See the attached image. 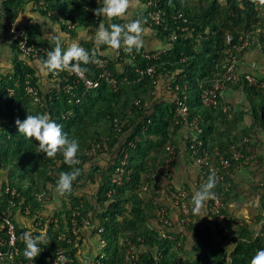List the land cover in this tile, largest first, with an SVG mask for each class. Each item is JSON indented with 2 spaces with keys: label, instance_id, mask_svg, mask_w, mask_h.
<instances>
[{
  "label": "trees",
  "instance_id": "trees-1",
  "mask_svg": "<svg viewBox=\"0 0 264 264\" xmlns=\"http://www.w3.org/2000/svg\"><path fill=\"white\" fill-rule=\"evenodd\" d=\"M40 1L43 3L44 16L63 28L71 29L70 26L75 24L81 27L97 28L99 26L100 19L97 22L95 17L91 16L97 8L96 0ZM150 1H139L140 8L144 12L141 20L144 21L143 25L146 29L154 35L152 38L165 43L169 47V52L165 55L161 53L158 59H153L151 62L143 59L141 52L137 53L135 50L133 51L134 59L128 54H123L120 57L124 61H121L115 53L114 60H103L108 62L107 69L110 77L115 80L116 87L102 83L98 88L85 90L82 85L74 82V78L67 79L66 73L59 71L57 77H54L56 72L48 74L57 83V88L52 91H43L33 68H36L37 62L44 66L45 56L30 59L32 66L24 68L17 65L13 74L0 75V180L4 181L0 182V250L7 249V246L3 244L9 238L8 229L2 219L3 214L12 212V217L20 215L19 217L27 220L29 225L28 229L16 227L20 249L17 262L22 264L29 262L23 255L25 247L22 240L23 233L28 232L35 236L45 227L49 242L40 245L41 253L34 259V264H49V259L54 257L60 249H64L67 253L69 260L67 264H72L77 253L85 247L84 235H89L90 239H99L98 244L102 250L96 251L95 259L100 260L101 264H129L126 257L130 249L140 251L138 264H250L256 252L263 248L264 244L260 237L253 239L252 234L242 227H238L237 232H233V226L229 223L230 219L225 212L226 208L221 212L222 216H225L223 221L219 219L221 214L211 215L209 212L213 204L211 196L203 201L210 219L206 225L207 229L201 231L195 224H182L187 235L184 234V238L180 239L174 232V228L177 227H171L170 230L166 227V234L174 236L172 238L177 240L167 239L160 233V226H162L158 217L160 209L158 212L152 209L154 198L157 197L150 189L154 181L149 177L153 173L161 172L162 177H164L163 172L169 174L167 169L163 171L164 158L159 150L169 142V130L179 131L185 124L184 118L177 116L178 104L182 103L187 108L185 119L194 125L195 134L198 136L197 142H202V146H199V143L195 144L200 151L204 147L211 153L217 150L230 160L231 167L228 172L224 171L219 164L217 166L226 181L235 184L232 174L237 164L232 160V149L238 153L246 149L245 142L239 148L231 140L232 135L229 133L240 120L231 121L232 119L225 118L226 115H215L212 110L216 109L207 108L202 104V94L224 75L228 66V54L236 53L235 47L242 45V37L249 38V47L243 50L241 55L244 56L252 50L251 41H253L264 56V15H261L259 10L260 7L264 9V0H157L156 6H150ZM153 12L160 13L158 23L150 18ZM13 20V17L7 15L4 18V24L14 23ZM2 23L0 19V25ZM28 39L34 43L29 33ZM17 42L18 40L14 39L16 50H18ZM91 45L86 50L90 55V62L87 65L82 64L81 67L90 78L95 79L102 72L97 62L103 59V55L111 48L106 45L96 47L94 43ZM112 51L115 52V49ZM221 66L222 74H219ZM149 67L156 68L157 77L163 81L159 88L162 90L158 97L149 101L151 105L148 107L139 97L143 104L141 107H136L135 102L128 101L131 100L129 97L125 99L121 97L120 90L126 85L136 87V84L142 82L152 89L154 87L158 89L152 77L140 78L137 73L138 68L146 70ZM247 77V75L244 76V80L240 79L241 81L239 80L236 84L245 95L246 112L244 114L252 118V129L254 128L258 133V131H264V89L251 86ZM27 82L39 90L42 98L40 103H36L34 98L27 94ZM68 85L73 87L70 92L65 91ZM10 90L14 91L12 96L9 94ZM164 99L166 102H162ZM119 100L126 101L130 109L124 113L118 110V107L115 109L113 104ZM31 103L38 106L41 114H48L51 120L62 125L63 131L68 133L69 138L78 141L81 138L84 142L86 141L88 148L101 144L102 137L98 134L97 138L92 139L82 114L84 110L92 111L93 106L97 104L101 109L107 110L111 119L109 151L103 156L104 172L94 167L95 172L96 170L98 172L96 177L98 186L94 196L95 203L92 205V201L88 202L91 208L87 205L81 207L82 197L75 194L87 184L86 178L79 177L80 166L85 162L81 163L82 165H68L60 153L53 158L44 157V154L36 147L38 141L35 142L32 139L31 142L19 134L16 121H23L27 115L34 114L33 108H31L33 112L28 110ZM161 104L164 105L161 106ZM116 120L126 124L121 132L115 128ZM72 129L75 131L73 132ZM197 129L201 132L198 133ZM144 130H146L145 133H143ZM239 135L248 137L252 135V131L248 129ZM138 139L145 142L144 146L138 143ZM154 140L157 143H154ZM130 143H135V148L130 147ZM187 143L190 149L193 142L188 140ZM81 148L80 145L78 156L84 152H81ZM125 152L129 154V163L123 168V172L117 173L118 168L122 166ZM150 152L154 154L149 156ZM188 154L190 157V150ZM87 160L83 159V161ZM166 166L169 167L170 163ZM89 167L92 168V166ZM20 169L24 173L29 172L30 176L16 178V171ZM76 169H79V176L76 175L71 192L61 196L65 216L57 218V221L50 219L51 222L49 219H44L43 215L47 208L42 202L43 199L40 198L45 197L42 187L55 188L60 173L75 172ZM168 174L166 176L169 177L170 174ZM40 177L48 184L39 181ZM208 178L207 175L204 185ZM164 179L171 183L167 177ZM94 180L93 177H89V181L96 183ZM147 184L148 190L143 191L142 188ZM196 185L198 190L203 187L199 176ZM8 186L16 191L17 195L14 198L5 194ZM221 186L216 185L214 190L223 196L227 207V200L232 196L230 193L223 192ZM171 193L174 192L170 191ZM157 196L160 197L158 194ZM170 196L171 202H175L173 196ZM11 202L15 206H12ZM187 202L191 203L190 200ZM143 203L149 204L148 211L151 213L149 219H146L139 209L141 204L144 205ZM163 208L166 206L161 207ZM180 209L181 207H178L176 211L182 223L183 215ZM128 214L142 217V219L132 223ZM196 219L200 220L199 217ZM148 220L151 222H147ZM74 221L76 225L73 224ZM85 221L89 222L87 228L84 227ZM98 229L103 230L99 232ZM229 232L232 235L235 234L234 238L230 237ZM101 241H104L105 245ZM230 241H233L235 245L232 251L225 247L226 242Z\"/></svg>",
  "mask_w": 264,
  "mask_h": 264
},
{
  "label": "rangeland",
  "instance_id": "rangeland-1",
  "mask_svg": "<svg viewBox=\"0 0 264 264\" xmlns=\"http://www.w3.org/2000/svg\"><path fill=\"white\" fill-rule=\"evenodd\" d=\"M138 1H140V0H130L129 1V7H128L126 14L120 18H112L111 23L127 25V24H130L133 21L139 19L141 21V25L145 29V31L142 34V40H143L142 46L140 47L139 50L134 49L135 52L138 53L140 51L141 53L144 52V53H147L150 55H155L158 53H163L162 55L167 54L169 52V47L165 43H161L160 41L155 40L154 38H150L147 35V29L143 25L144 21L142 22V20H141V16L143 15L142 13H144V12L140 8L141 5L139 4ZM223 1H225V0H223ZM99 6H102V0H96V7L98 8ZM259 10L261 11V15H264V9H261V7H260ZM91 16L95 17L94 14H92ZM99 19H100L99 25L103 24L105 27H109L110 21L108 18L103 17V16H99ZM96 29L97 28H94V33H95ZM144 34H146L149 37V39ZM251 42H252L251 43V49L252 50H249L246 54H244V56L239 55L237 57L236 73L239 77V80L240 79L244 80V76L247 75V76H251V77L256 78L258 83H264V72H262V71H264V56L262 55L259 48L255 46L254 42L253 41H251ZM93 43H94V46H96L95 40H92V42H89L88 45L90 46ZM113 55H115V52H113L112 49H110L109 52H107L103 55V59H101V61H103V60L109 61L110 59L114 60L115 58H113ZM239 58H241V59H239ZM112 62H114V61H112ZM228 63H229V60H228ZM222 68H223L222 66L219 67V72H218L219 74H222L221 73ZM121 69L123 71L124 66ZM162 82H163L162 80H159L158 87L162 86ZM144 83L145 82L136 84V87H135V85H133V86L126 85L125 87H123L120 90L121 97L123 99L129 97L131 99V100H128L129 102H135L140 97L141 99H143V101L145 103H148V105H151L150 102L153 101L154 98H156V96L159 94V92H161L162 89H157L155 87H154V89H152L150 86H148L147 84H144ZM241 83H243V82H241ZM93 97H95L94 99H96V96L93 95ZM168 97H171V95H168ZM162 102H166V99H164ZM163 105L164 104H161V106H163ZM245 105H246L245 95L243 94V92L239 88H237V84H229V89L225 93L223 98L221 99L220 106L218 107V109L212 110V112H215L214 113L215 115H226L228 118L232 119L231 121H234V120H240L241 121V124H239V125L236 124V127H232L231 133H229L230 135H232L231 140H233L234 143L239 146V148H240V146H242L243 142L246 141V143L244 144V148L246 150H244L242 153H240L241 157L238 161L235 162V160H234L235 164H237V165H235V167H236L235 172L232 174L234 181H235L236 170L241 169L243 171H246V173L247 172H253L254 174L261 173L264 171V155H263L264 154V147H263L264 142L261 139L257 138L256 133H254V128L252 129L253 125L251 126L249 116L244 114L246 112ZM113 107L115 109L118 107V110H122V113H124L130 109V107L128 106V104H126V101L124 102V100L117 101L116 103L113 104ZM31 108L34 109V114H31V115L41 114L39 112L40 110L38 109V106L34 105V103H31L28 107V110L33 112V110ZM102 111H103V113H102ZM82 115H83V119L85 120L86 125L88 127L87 130H89V133H90V136L92 137V139L97 138L98 134H100L102 139L103 138L109 139V136H110L109 132H110V127H111L110 120L111 119L109 118V114L107 113V110H105L104 108L101 109L99 107V105L97 104L96 106H93L92 111L90 110L89 112H87L86 110H84ZM244 122H247V125L245 127L246 129L249 125L248 128L251 129V131L253 132L252 133L253 136L250 135L247 137V136L239 135V133H241V130H242V129L240 130V127L243 125ZM228 125H230V123H228ZM72 130H73V132L75 131L74 129H72ZM195 131L196 130H194L193 125H191L189 121H188V123H185L182 126V129L180 131H177V130L174 131V129L169 130L170 140L166 144V146L163 147L160 151L161 155L164 158L162 165L163 166L167 165V163H169V161L171 159V154H170V151L168 150L169 147L177 153V157L175 160H172V162H171L173 167L171 168V171H169L170 176L169 177L166 176L165 172H163L164 177L160 176L162 174L161 172L159 174L157 173L158 174V178L156 179L157 181L155 180V182L153 183L154 189L159 191L161 194H160V197L157 196L156 193L154 194V196L157 198H154V202L152 204V209L158 212L159 209H161V207L166 206L167 210L170 211L169 217H170L171 222L173 224L172 227L177 226L178 228H180V230H178V232H176V236H178L180 239L184 238L185 233H184V229L182 228V223L180 222L179 218H177L178 219L177 221L174 220V218H173L172 213L174 212V210L176 208H175V202H171V200H170V197H171L170 195H172V193L170 194V191H172L174 193L175 192H187L189 194L188 200H190L191 204H193L195 206L194 212H193L191 217H192V219H196V217H198L197 212H196L197 211V209H196L197 205H195L193 203V196L195 195L198 188L196 185L195 170L192 169V167H195V166L193 164L192 159L189 157V154H188L189 148H188V143H187L188 140H191L192 142H194L195 139L197 140L198 136H197V134H195L196 133ZM33 141H35L34 138H33ZM35 142H37V141H35ZM139 142L142 146H144V144H145L144 141H141L140 139H138V143ZM79 143L82 146L81 152L88 149V147H87L88 143L86 144V141L84 142L80 138ZM174 143H176V145ZM233 150H232V153L234 152ZM153 154H154L153 152H150L149 156H151ZM102 157L103 156L98 157L96 159H88V158L84 157L83 153H81V155H79L78 158L82 160V164L84 162H85V164L84 165L81 164L82 166H80V172H79L80 176H79V174L77 176L81 177L82 179L86 178L85 182H87V183L91 182V181H89V177L90 178L93 177L97 181V178H96L98 176L97 170L101 169L102 172H104L103 169H104L105 165L97 163V160L101 159ZM83 159H88V160L83 161ZM172 165H170V166H172ZM89 166H92V168H90ZM163 166H161V168ZM94 167H98L96 172H95ZM184 170H185V172H184ZM190 171H192V172H190ZM102 172H100V174ZM25 173L23 172V170L20 169V170L16 171L15 177L18 179H20V178L22 179V177L27 178L26 175L30 176L29 172H25ZM186 176H188V178H190V184H186L188 181L186 179ZM165 177L170 179L171 183H169L167 180L165 181V179H164ZM15 180H17V179H15ZM2 181H3V179L0 180V182H2ZM39 181L43 182L44 184H48V183L44 182V180L41 177H40ZM19 182H20V180H19ZM230 183H231V186L229 187V190L226 193H230L231 196L237 195L239 193V186L240 185L236 184V183H235L236 184L235 185L233 182H230ZM187 186H189V187L187 188ZM259 186H260L259 189L264 191V184L259 185ZM42 189H44L43 192L45 193V197L42 198L43 199L42 202L46 205L47 209L49 208L48 211H52V212H46L43 215V217H45L44 219H49V221L51 222L50 219L58 220L57 218L64 217L66 212H65V210H63L64 209L63 206H62L61 210L59 208L56 209V207H54V210L50 209V207H51L50 205L53 206V205L57 204L58 205L57 207H59V205H64V202H63L61 196H59L56 193V189L54 187H48V186L42 187ZM75 194L78 195L77 191ZM78 196L82 197L81 207H83L84 205H87L89 208H91V205H89L88 202L92 201V205H93V203H95V200H96V199H94V201L90 200L93 197V195L84 194L83 196L82 195H78ZM143 204L145 206L141 204L139 209L141 211V214L145 215L146 219H149V217L151 215V213H149V211H148V208L150 209L149 204H147V203H143ZM200 206H201V204H200ZM93 208H95V207L93 206ZM127 208L130 209L129 207H127ZM204 211H205V209H204ZM201 213H202V211H201ZM19 216L17 214L13 217V222L16 225V227L20 228V229H28V226L25 223V219H21ZM128 216L130 217V220L132 223H134L137 219H142V217L131 216L129 214H128ZM196 220H197V222L200 223V225H203L206 227L207 222L205 220H198V219H196ZM147 222H151V221L148 220ZM158 229H159V227H158ZM174 229L176 231V228H174ZM88 236L89 235H84V237L86 238L84 240V246L85 247L83 250H80L79 253H77L76 257L74 258L75 260H72V264H89V263L92 264L96 260L95 259L96 251L99 252L102 250L100 244H98L99 239H96L97 241L95 244L93 242V240L95 241V239H90V238H88ZM172 237L174 238V236H172ZM173 240L176 241L177 239H173ZM189 243H190V241H189ZM189 243H187V244H189ZM182 245H183V243H182ZM93 248H95V249H93ZM135 253L139 254L140 251L135 250ZM83 259H85V260H83Z\"/></svg>",
  "mask_w": 264,
  "mask_h": 264
},
{
  "label": "built area",
  "instance_id": "built-area-1",
  "mask_svg": "<svg viewBox=\"0 0 264 264\" xmlns=\"http://www.w3.org/2000/svg\"><path fill=\"white\" fill-rule=\"evenodd\" d=\"M40 7L43 8V3H39ZM157 0H151L149 5L150 6H156ZM51 14V13H50ZM150 18L152 21L159 22L160 20V13L153 12L150 15ZM95 20L98 22L99 19L96 16ZM1 29H4V31L10 33L11 36L14 37L15 40H18L16 43L17 48L19 52L31 59H38L40 56H45L47 58V53L49 51L48 48H45L43 46H39L36 43L30 42L28 39V32L25 29H19L16 27L14 23H7L4 27L0 25ZM242 45L240 47H235V51L229 53V63L227 66V70L224 73V75L217 79L210 88L205 89L202 94V104L207 108L212 109H218L220 106V101L225 95V93L229 89V84H236L239 80V77L236 73L237 70V57L241 55L243 50H245L249 46V38L242 37L241 38ZM116 55L120 58L121 61H124L123 58L120 56L123 54H128L129 57H134V52L128 53L124 47H121L120 49H115ZM161 53L150 55L147 53H141V57L148 62H151L153 59H158ZM98 67L101 69L102 72L98 74V76L95 79L90 78L87 75V72L84 70L80 73H71L68 71H64L67 75V79L72 77L74 78V82L78 85H82L85 90H92L95 88H98L102 83L109 84L113 87H116V82L114 79L110 77V73L107 69L108 62L107 61H98L97 62ZM137 73L139 74L140 78L145 76H150L154 79V84L157 86L159 85V78L157 77V70L155 67H149L148 69L144 70L141 68L137 69ZM55 77L58 76V72L55 73ZM247 80L251 86L258 87L260 89H264V83H258L257 79L251 76L247 77ZM73 89L71 85H68L65 87V91L70 92ZM170 89V88H169ZM26 92L29 96L34 98V101L36 103H40L42 101V98L39 94V90L35 87H33L30 82H27ZM10 96L14 94L13 90L9 91ZM143 104V101L141 99H138L135 101L134 105L136 107H141ZM146 107H148V103L144 104ZM187 115V108L182 104H178L177 109V116L183 117L185 123H188V121L185 119ZM128 123V121H126ZM150 123V122H149ZM125 123H120V121H115V128L118 132H121L122 129L125 127ZM194 126V125H193ZM146 130L143 131L145 133ZM197 132L200 133L201 131L197 129ZM109 139L103 138L101 141V144L88 148L83 152L84 157L88 159H95L101 156H104L109 151ZM195 143H199V146H202V142L195 139L193 144L190 147V158L193 161L194 166L198 169V176L199 181L201 184L204 185L205 177L212 176L214 178V183L216 185H222V191L227 192L230 187V182L226 181L225 176L220 172V169L218 168V164L222 169L226 172H228L229 168L231 167V161L226 159L219 151L214 150L213 153H211L208 148L204 147L202 151L199 150V147ZM135 143H130V147L135 148ZM171 154V159L169 163L171 164L172 160H175L177 157V153L171 149L168 148ZM241 155L238 152H233L232 160L238 161L240 159ZM129 154L125 152L124 159L122 160V166L118 168L117 173L123 172V168H125L129 163ZM82 163V160L79 159V164ZM69 165V164H68ZM158 177V174L153 173L149 179L152 181H155ZM116 183H118L115 180ZM215 186L211 191L213 192V195H211L213 204L210 207L209 212L213 216H219L223 210H225V201L223 199V196L219 194L217 191H215ZM149 188V185L147 184L145 187L142 188L143 191H147ZM5 194L10 196L11 198H14L17 194L15 190H12L9 186L6 188ZM173 199L175 201V208L181 207V213L183 215L182 218V224H195L201 231L207 229V227L200 225L199 222H197L196 219H192V214L194 212L195 206L191 203H188L187 200L189 198V194L187 192H179L178 194L172 193ZM42 199V197H40ZM12 206H15L11 202ZM175 209V210H176ZM78 215V214H77ZM169 212L167 208L160 209L158 212V217L160 218L159 222L162 226L160 233L166 237L167 239H172V236H168L166 227L170 230L173 226L172 222L169 218ZM3 222L5 223V226L8 229V240L4 242L3 245L7 246V249L5 251L0 250V264H22L20 262H17L16 259L20 255V249L18 247L19 243V237L17 235L16 225L13 222L12 212H7L3 214ZM221 221L225 219V216L219 217ZM57 221V220H56ZM74 225H76V222H73ZM89 226V222L85 221L84 227ZM99 232H102L103 229H98ZM167 235V236H166ZM128 242V241H127ZM103 245H105L104 241H101ZM130 245V244H129ZM63 257V259H61ZM126 261L129 264H138L140 261V255L138 253H135V250L130 249L127 251V257ZM69 262L67 258V253L64 249H60L56 252V255L54 257H51L49 259V264H67ZM26 264H34V260L29 261ZM92 264H101L100 260H95Z\"/></svg>",
  "mask_w": 264,
  "mask_h": 264
},
{
  "label": "crops",
  "instance_id": "crops-1",
  "mask_svg": "<svg viewBox=\"0 0 264 264\" xmlns=\"http://www.w3.org/2000/svg\"><path fill=\"white\" fill-rule=\"evenodd\" d=\"M39 3H41L40 0H0V19L3 21L1 26L2 27L5 26L4 18L7 15H9L10 17L14 18L13 21L16 27H18L19 29L27 30V32L31 35V38L34 41V43L38 44L39 46H43L51 50L55 47L57 43H60L62 47H67L70 46L71 43L76 42L83 49L85 50L88 49L89 47L88 43L92 42L95 36L93 27H89V26L81 27V25L78 26L75 24L74 26L72 25V27L70 26L71 29H68L69 27L67 28L64 27L65 28L64 30L62 26L50 21L46 16H44V14L42 13L44 9L39 6L40 5ZM144 35L148 39L149 37L152 38L154 36L148 30H147V35L149 37L146 34ZM30 59L31 58L21 54L18 50L15 49L14 37L11 36L10 33L4 31V29L0 28V75L7 76L13 74L17 65L23 66L24 68L26 66L27 67L32 66V63H30ZM35 65L36 68L33 66L34 67L33 69L35 71L36 77L39 80V85L43 89V91H52L53 89L57 88V83L55 82L54 79H51L49 77L48 75L49 72L44 68V66L38 62L35 63ZM159 88L160 87H158V89ZM225 118L228 117L226 116ZM216 119L218 120V118ZM228 119L231 120V118ZM249 119L252 126L253 120L250 117ZM239 124H241V121L238 123V125ZM246 125L247 122H244L242 125L243 127L242 126L240 127V130L242 129L241 132L249 129L248 128L249 125L247 129L245 128ZM263 132L264 131L262 132L258 131V133H256L254 130V133H256L257 138L261 139L264 142ZM244 142L246 143V141ZM154 143L157 142L154 140ZM160 151L161 149L159 150V152ZM103 160L104 158L102 157L101 159L97 160V163L105 165V160L104 161ZM168 164L169 163H167V165ZM172 167L173 165L169 167L165 165L163 171H165L166 169H167L166 171H171ZM192 169L195 170L196 177L195 176L194 177L197 181L198 169L195 167H192ZM165 174L168 173L165 172ZM186 179L188 180L186 184H190V178L186 176ZM235 183L240 185L239 193L235 196L230 197V199L227 200V207L225 211L227 213L228 219H230L229 223L232 224L233 226L232 230L233 232L235 231L237 232L238 227H242L243 229L249 231L252 234L253 239L260 237L261 241L264 244V191L259 189L260 187L259 185L264 184V171L261 173L254 174L253 172L246 173V171H243L241 169L236 170ZM97 186H98V180L96 181V183L94 182L87 183L83 185V187L80 190L77 191V194L82 196L84 194L93 195L94 197L97 192ZM151 189L153 190L154 193L158 195L161 194L159 191L154 189L153 185ZM93 197L90 200L94 201ZM203 204L204 202L201 203V206L199 205L196 207L197 216L199 217L200 220H205L208 223L210 222L209 215L206 213V207L203 206ZM50 206H51L50 209L52 210H54V207H56V209L59 208L60 210L62 208V205H59V207H57L58 206L57 204ZM48 209H46V212H52V211H48ZM172 215L174 220L177 221L178 212L174 210ZM25 223L27 226L29 225L27 221H25ZM178 230H180V228L178 227L176 228V231L174 229L175 233L178 232ZM185 235H187V233H185ZM229 235L232 238H234L233 236H235V234L232 235L230 234V232ZM96 241H97L96 239L95 241L93 240L95 244ZM234 246L235 245L233 241L226 242L225 244L226 249L230 251H232ZM261 249H264V245L263 248Z\"/></svg>",
  "mask_w": 264,
  "mask_h": 264
},
{
  "label": "clouds",
  "instance_id": "clouds-1",
  "mask_svg": "<svg viewBox=\"0 0 264 264\" xmlns=\"http://www.w3.org/2000/svg\"><path fill=\"white\" fill-rule=\"evenodd\" d=\"M128 7L129 0H102V6L94 10L95 17L97 16L99 19V16H103L110 21L109 27H105L103 24L97 27L94 36L97 47L101 45H106L111 49L124 47L128 53H132L134 49H140L143 43L142 34L145 29L142 27L139 19L127 25L111 23L112 18L123 17ZM89 62V53L80 47L78 43L73 42L67 47H62L60 43H57L53 49L48 51L47 58L43 64L44 68L52 73L59 71L80 73L85 70L81 65H87ZM16 125L19 134H22L26 140L32 142L34 138L35 141L39 142L36 147L44 154V157L53 158L60 153L65 163L69 165L79 164V141L69 138L68 133L63 131L62 125L51 120L48 114H29L25 120H17ZM78 172L79 169H76L75 172L60 173L55 185L56 193L59 196H64L71 192L73 181ZM214 186V178L209 176L207 183L197 190L193 196V203L199 206L213 195L211 189ZM22 240L25 245L23 250L24 258L32 261L40 255V245L49 242L47 228L45 227L35 236L25 232L22 235ZM250 264H264V249L256 252Z\"/></svg>",
  "mask_w": 264,
  "mask_h": 264
}]
</instances>
